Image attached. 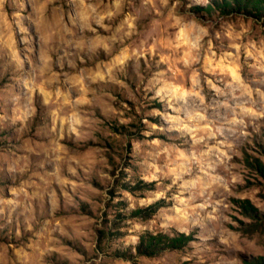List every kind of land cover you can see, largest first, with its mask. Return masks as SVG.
Instances as JSON below:
<instances>
[{
  "label": "clouds",
  "instance_id": "9594fccd",
  "mask_svg": "<svg viewBox=\"0 0 264 264\" xmlns=\"http://www.w3.org/2000/svg\"><path fill=\"white\" fill-rule=\"evenodd\" d=\"M264 0H0V264H264Z\"/></svg>",
  "mask_w": 264,
  "mask_h": 264
},
{
  "label": "rangeland",
  "instance_id": "374dc122",
  "mask_svg": "<svg viewBox=\"0 0 264 264\" xmlns=\"http://www.w3.org/2000/svg\"><path fill=\"white\" fill-rule=\"evenodd\" d=\"M261 174H264V169L261 170Z\"/></svg>",
  "mask_w": 264,
  "mask_h": 264
}]
</instances>
